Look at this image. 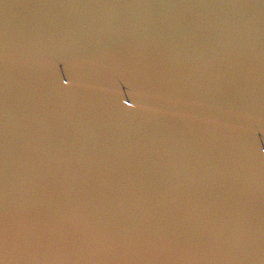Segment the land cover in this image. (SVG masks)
Masks as SVG:
<instances>
[{
  "label": "water",
  "instance_id": "95a60500",
  "mask_svg": "<svg viewBox=\"0 0 264 264\" xmlns=\"http://www.w3.org/2000/svg\"><path fill=\"white\" fill-rule=\"evenodd\" d=\"M0 264H264V0H0Z\"/></svg>",
  "mask_w": 264,
  "mask_h": 264
}]
</instances>
